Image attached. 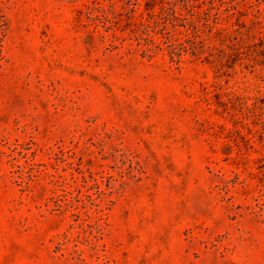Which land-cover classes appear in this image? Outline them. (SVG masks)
<instances>
[{
  "label": "rangeland",
  "instance_id": "rangeland-1",
  "mask_svg": "<svg viewBox=\"0 0 264 264\" xmlns=\"http://www.w3.org/2000/svg\"><path fill=\"white\" fill-rule=\"evenodd\" d=\"M92 1L0 0V264H264V67L143 57Z\"/></svg>",
  "mask_w": 264,
  "mask_h": 264
},
{
  "label": "trees",
  "instance_id": "trees-1",
  "mask_svg": "<svg viewBox=\"0 0 264 264\" xmlns=\"http://www.w3.org/2000/svg\"><path fill=\"white\" fill-rule=\"evenodd\" d=\"M108 1L93 0L79 10V19L85 16L95 26L102 24L116 37L119 21L124 18L125 27L121 29L129 32L122 42H135L143 57L151 59L166 53L179 66L190 55L211 64L219 75L226 67L236 65L254 74L264 67V24L260 16L251 24L239 18L232 21L235 12L222 8L225 0H120L124 4L122 11L115 8L114 0ZM5 25L0 10V42ZM101 37L107 39L108 35L101 32ZM258 76L264 79V73ZM260 101L256 97L254 105L259 106Z\"/></svg>",
  "mask_w": 264,
  "mask_h": 264
}]
</instances>
